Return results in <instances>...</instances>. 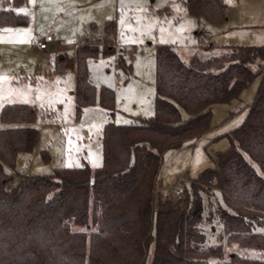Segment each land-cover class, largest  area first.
Instances as JSON below:
<instances>
[{"label": "trees", "instance_id": "1", "mask_svg": "<svg viewBox=\"0 0 264 264\" xmlns=\"http://www.w3.org/2000/svg\"><path fill=\"white\" fill-rule=\"evenodd\" d=\"M24 1L0 0V24L24 25L27 19L7 7ZM185 2L195 17L223 19L220 0ZM89 27L96 30L97 24ZM103 30L104 41L111 43L115 19L104 21ZM209 47L197 49L185 62L170 45L157 44L154 115L131 124L106 123L98 168L84 163L56 168L50 175H22L14 169L16 157L32 150L36 130L0 128V264L203 262L220 248L203 245L207 188L221 198L207 218H215L230 241L264 250V44L223 46L205 55ZM99 50L87 39L76 47L74 58L63 56L55 65L60 74L75 71L77 115L97 94L100 105L113 114L112 89L97 90L85 65ZM255 77L253 101L240 126L227 135L228 147L190 181L189 190L183 187L182 196L164 195L157 188L162 153L207 132L211 106L239 97ZM0 117L31 122L36 111L26 104H6ZM240 262L264 264L250 258Z\"/></svg>", "mask_w": 264, "mask_h": 264}, {"label": "rangeland", "instance_id": "2", "mask_svg": "<svg viewBox=\"0 0 264 264\" xmlns=\"http://www.w3.org/2000/svg\"><path fill=\"white\" fill-rule=\"evenodd\" d=\"M220 1L224 5L220 23L189 14L185 0H26L8 4L27 22L0 24V114L6 104H26L36 111L31 122L2 121L0 117V128L28 126L36 130L32 150L17 154L15 171L50 175L56 168L84 163L92 169L100 167L106 123L125 125L154 115L157 44L170 45L185 62L208 45L205 55L217 54L223 46L264 44V0ZM111 19L116 21V30L109 43L103 39V22ZM90 21L97 23L96 30L90 29ZM46 36H50L47 49L35 50L37 40ZM87 39L100 49L85 59L88 78L97 90L102 86L112 89V115L100 105L98 94L77 115L74 69L54 72L59 57L74 58L76 47ZM258 83L259 77H255L239 97L213 104L207 132L162 153L157 188L164 195L182 196L183 187L189 190L190 181L214 165L216 154L228 147L227 135L246 117ZM205 191L203 245L219 244L220 248L203 262L190 264L264 260V250L230 241L220 223L207 218L221 198L211 188Z\"/></svg>", "mask_w": 264, "mask_h": 264}, {"label": "built area", "instance_id": "3", "mask_svg": "<svg viewBox=\"0 0 264 264\" xmlns=\"http://www.w3.org/2000/svg\"><path fill=\"white\" fill-rule=\"evenodd\" d=\"M50 40V36H46L43 39H39L36 42L37 49L39 50H45L48 47V41Z\"/></svg>", "mask_w": 264, "mask_h": 264}, {"label": "crops", "instance_id": "4", "mask_svg": "<svg viewBox=\"0 0 264 264\" xmlns=\"http://www.w3.org/2000/svg\"><path fill=\"white\" fill-rule=\"evenodd\" d=\"M104 21H106V20H104ZM91 23V21L89 22V24ZM96 23V22H95ZM97 24V23H96ZM37 49V46L35 47V50Z\"/></svg>", "mask_w": 264, "mask_h": 264}, {"label": "water", "instance_id": "5", "mask_svg": "<svg viewBox=\"0 0 264 264\" xmlns=\"http://www.w3.org/2000/svg\"><path fill=\"white\" fill-rule=\"evenodd\" d=\"M63 56H60L59 58L61 59Z\"/></svg>", "mask_w": 264, "mask_h": 264}]
</instances>
